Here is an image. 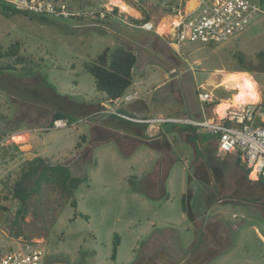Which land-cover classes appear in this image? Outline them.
<instances>
[{
  "label": "rangeland",
  "instance_id": "obj_1",
  "mask_svg": "<svg viewBox=\"0 0 264 264\" xmlns=\"http://www.w3.org/2000/svg\"><path fill=\"white\" fill-rule=\"evenodd\" d=\"M42 1L54 3L69 17L24 16L13 12L18 8L0 4V51L19 43V54L26 60L15 66L12 59L0 60L14 68L0 73V252L10 250L15 240L42 239L44 264H144L150 252L167 242L168 232L179 234L185 245L196 240L184 205L186 210H197L196 217L211 218L219 212L225 217L217 218L220 227L228 223L237 227L232 231L236 249L211 264H264V244L253 229L264 236V214L256 209L261 181L249 187L234 156L216 157L214 143L195 137L190 141V132L167 134L169 156L160 141L134 132L128 119L119 115L199 119L192 116L197 107L209 118L219 119L213 105L198 104V88L205 86L219 103L232 99L236 90L219 84L223 74L239 72L235 55H242L245 64L255 69L257 53L264 52V17L228 42L184 43L175 50L168 44L170 31L160 30L163 24L169 27L167 16L178 15L192 0H175L177 14L164 6L170 0H122L141 14L138 23L128 14L125 21L120 17L106 22V16H101L105 10L118 16L106 8L107 0ZM249 1L259 6L264 2ZM151 15L156 16V33L136 27L150 21ZM116 46L137 56L129 90L137 98L129 103L122 98L105 102L84 69V63ZM248 74L256 82L258 103L264 106V73ZM55 112L63 113L70 126L51 129ZM16 136L22 141L12 140ZM35 157L68 166L82 182L68 198L44 184L20 220L16 218L19 204L9 192L19 179L22 163ZM212 178L230 184L231 190L220 196L230 201L204 207L201 182ZM115 239L118 245L112 260ZM154 260L161 263L158 257Z\"/></svg>",
  "mask_w": 264,
  "mask_h": 264
},
{
  "label": "built area",
  "instance_id": "obj_2",
  "mask_svg": "<svg viewBox=\"0 0 264 264\" xmlns=\"http://www.w3.org/2000/svg\"><path fill=\"white\" fill-rule=\"evenodd\" d=\"M137 1V0H135ZM10 6L22 11L53 17H69L58 10L52 2L42 0H9ZM199 11L192 19L181 17L171 26L169 44L176 46L184 43L216 45L230 41L243 32L259 17H264V6L256 5L249 0H198ZM168 9V6L164 4ZM173 14L178 8L171 6ZM144 31L154 32L155 26L145 22L136 26ZM196 97L201 104H213L214 98L206 88L199 86ZM137 98L135 91H126L122 100L125 103ZM108 112V111H106ZM116 114V113H115ZM142 124L154 125L169 123L190 127L212 136L216 141L218 154H230L240 160L243 169L251 180H264V106L247 104L234 111L228 110L221 119H130ZM70 126L63 119L51 122V129H62ZM253 175L254 178L250 176ZM45 247L42 239L15 240L10 250L0 252V264H44Z\"/></svg>",
  "mask_w": 264,
  "mask_h": 264
},
{
  "label": "trees",
  "instance_id": "obj_3",
  "mask_svg": "<svg viewBox=\"0 0 264 264\" xmlns=\"http://www.w3.org/2000/svg\"><path fill=\"white\" fill-rule=\"evenodd\" d=\"M186 1V0H182ZM168 3V12L172 13L171 6L179 7L175 0ZM264 6V2L262 4ZM10 6V5H6ZM9 10L3 7V11ZM15 14L28 16V12L12 9ZM113 13H117V8H112ZM44 19L43 17H40ZM132 20V19H131ZM132 22H138L132 20ZM140 22V21H139ZM239 67L237 71L247 73H264V52H258L256 55V67L252 69L245 64L242 55H235ZM3 58L12 59L13 65H23L26 60L19 54V43L11 44L5 52L0 51V60ZM137 63V56L131 50L124 46H116L114 48H105L92 62L84 63V69L94 80L95 90L104 95L105 102L113 104L121 99L125 92L131 87L133 82L132 70ZM13 68L11 65L0 64V73ZM14 69V68H13ZM221 103V102H220ZM219 103V104H220ZM218 104V102H214ZM263 106V105H262ZM65 115L61 112L53 113L51 122L58 119H64ZM51 125V123H50ZM190 127H183L181 130H192ZM236 163L240 165V160L236 158ZM246 176L248 173L244 170ZM82 179L73 177L68 166L53 165L48 163L46 159L35 157L32 160H26L22 163L19 179L15 181L9 194L19 204L16 210V218L23 220L27 214V205L29 200L38 194L44 184L56 187L61 195L67 198L72 192L78 188ZM73 207L76 206L75 201L71 202ZM184 213L187 211L183 205ZM18 236V234H15ZM116 240V239H115ZM116 240L113 247L111 259H115Z\"/></svg>",
  "mask_w": 264,
  "mask_h": 264
},
{
  "label": "crops",
  "instance_id": "obj_4",
  "mask_svg": "<svg viewBox=\"0 0 264 264\" xmlns=\"http://www.w3.org/2000/svg\"><path fill=\"white\" fill-rule=\"evenodd\" d=\"M106 2H107L106 3L107 5H105L106 8H109L110 10H112V8H117V13H118L117 17H112L111 14L105 10L104 11L105 15H101V16H106V22L109 20L118 19L120 17L125 21V19L128 18V15L131 16L129 19H132V20L139 22V18H141V14L137 10H135L131 5L127 4L126 2H124L122 0H119V4L114 0H113V2H110V0L109 1L107 0ZM198 3H199L198 0H192V2L190 3L189 6L187 4V6H184L182 9H180V12L178 13V15L167 16L165 18V22L170 23L169 28L171 29V26L174 23H176L181 17H184L185 19H188V18L192 19L193 17H195L199 11ZM0 4L7 5V3L5 1H2ZM102 6H104V4H102ZM122 6H126V8L128 7L127 9L128 10L130 9V10L129 11H123L121 9ZM126 14H128V15H126ZM155 17H156L155 15H151L150 21H147V22L152 23L155 26L154 33H156V25L153 22L155 20ZM176 17L178 20L177 19L174 20V18H176ZM134 23H136V22H134ZM160 38L164 40L162 35H160ZM169 47H172L175 50L178 49V46L173 45V44H169ZM218 73H219V71L214 72V74H218ZM200 86L205 88V86H203V85H200ZM214 87L218 88L215 85H214ZM130 88L128 90H130ZM214 102H218V101H215V99H214ZM214 102H213V104H210V105H213L212 107H216L219 105V102L216 105L214 104ZM198 104H201V103H199V101H198ZM206 105H209V104H206ZM104 112H106V110H104ZM205 113L206 112H203V111L200 113L199 108H197V107H194L192 109V116L195 118H199V119H202L203 117L209 118L208 116H206ZM177 118H179V117H177ZM130 119H135V118H130ZM147 119H162V117L147 118ZM136 120H143V119H136ZM128 121L130 122V123L128 122V124L131 125L129 128H131L134 132L139 131L142 136H145L147 138H156L159 140L166 141L167 134H169L172 131L171 128L165 127L167 123L147 125V124L139 123L137 121H132V120H128ZM152 129H153V132L151 133ZM245 180L248 183H255L259 179L258 180H251L248 176H246ZM259 181H261V180H259ZM257 201H258L256 204L257 211L259 210L262 214H264V206H262V204H261L264 200H257ZM262 207H263V210H262ZM214 216L215 217L208 218L207 221H211L213 218L216 219L215 221H217V218H221V217L225 218L224 215H220V213H219V215H214ZM204 218L205 217L197 216L193 220L192 224L195 227L196 240L194 242H192V244L185 245L182 242V239H181L179 234L169 233L167 231L168 232L167 234H169L168 237L166 238L167 242L166 243L163 242L162 245L165 246V248L168 250L169 246L173 244V247H175L179 252L185 251L184 255L186 257L189 255H192V258L194 259L193 260L194 263H192V264H211L218 257L222 256V257L227 258L236 249V245L234 243L232 231L236 232L237 227L232 226L228 223V225H229L228 227H226V226L220 227V229H219V228L214 227L212 224L206 225L207 223L205 222ZM253 229L255 231L257 238L260 240V242L262 244H264L263 234L257 228H253Z\"/></svg>",
  "mask_w": 264,
  "mask_h": 264
},
{
  "label": "flooded vegetation",
  "instance_id": "obj_5",
  "mask_svg": "<svg viewBox=\"0 0 264 264\" xmlns=\"http://www.w3.org/2000/svg\"><path fill=\"white\" fill-rule=\"evenodd\" d=\"M181 128H183V126H178V125H174L173 127H171L172 131L169 134H178L179 132L183 133V132H190L192 135V138H190V141H193V137H195L196 140L201 139L203 143H214L215 147H216V141L215 139L210 136L207 135L201 131H197L195 129L192 130H186L183 131L181 130ZM148 139H155L157 142L160 141V143L162 144L161 148L163 150H165L169 156H171V154H169V150H171V147L167 146L168 140L163 141V140H159L156 138H148ZM166 144V145H165ZM216 154V155H215ZM215 155L216 157L220 154H218L217 149L215 150ZM197 165H199V163L197 162ZM200 166V165H199ZM259 184V180L256 181ZM249 187L251 186L252 183H248ZM261 185V192L259 193V195L257 196V200H264V181H261L260 183ZM204 187L205 188H211L210 192L208 193H204ZM229 190H231L230 184L225 183L224 179H220V181L218 182V179H214L212 178V182L211 181H207V182H201V188H200V202L203 204L204 207H209L213 202L223 205L224 203H228L230 200L227 199H220V196L223 195V193L228 192ZM224 193V194H225ZM190 196V194H189ZM262 206H264V201L261 203ZM196 208H199L198 206H196ZM189 210L191 211L189 214ZM187 210L185 213L187 214L188 218L191 220V222L193 223L194 218L196 217L195 214L198 213L195 211H192L191 209ZM263 210V207H262ZM194 213V215H193ZM192 214V216H191ZM216 215H219V212L216 213ZM204 217V216H202ZM209 217H205L204 220L208 224H212L214 227L219 228L220 229V223L215 221L216 219H212L211 221H207ZM159 249H157L155 252L153 253H149V257L145 260L144 264H185L187 262L190 261V263H194L193 262V258L192 255L189 256H185V251L184 252H179L175 247H173L176 251H177V255L174 254L173 250L171 251V248H169L168 250L165 248V246L162 245V243H160L159 245ZM158 257L160 259L161 263H157L154 259ZM189 264V263H188Z\"/></svg>",
  "mask_w": 264,
  "mask_h": 264
},
{
  "label": "bare ground",
  "instance_id": "obj_6",
  "mask_svg": "<svg viewBox=\"0 0 264 264\" xmlns=\"http://www.w3.org/2000/svg\"><path fill=\"white\" fill-rule=\"evenodd\" d=\"M114 1H116L119 4V0H114ZM127 8H126V6L121 7V9L123 11H129L130 10V9L128 10ZM175 19H177V17L174 18V20ZM167 27H168L167 25L163 24V26L160 30L162 32V34L165 33L167 30H169L171 32V29L169 28L170 25L168 28ZM223 75H224V77L221 80L219 85L224 86L228 89L236 90V93L232 96V99L229 102L223 101L218 106L215 107L214 112L218 116L219 119L224 117L226 114V111H228L230 109H233V108L237 109V108L244 106V105H247V104L254 105V104H257L259 102L256 82L252 79V77L248 73L231 72V73H226ZM17 139H19V141H22L23 138L16 136V137H13L12 140H17ZM251 177L254 178L253 175H251Z\"/></svg>",
  "mask_w": 264,
  "mask_h": 264
},
{
  "label": "water",
  "instance_id": "obj_7",
  "mask_svg": "<svg viewBox=\"0 0 264 264\" xmlns=\"http://www.w3.org/2000/svg\"><path fill=\"white\" fill-rule=\"evenodd\" d=\"M261 181H264V180L261 179Z\"/></svg>",
  "mask_w": 264,
  "mask_h": 264
}]
</instances>
